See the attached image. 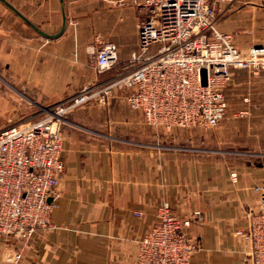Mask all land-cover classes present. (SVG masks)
<instances>
[{
    "label": "crops",
    "instance_id": "1",
    "mask_svg": "<svg viewBox=\"0 0 264 264\" xmlns=\"http://www.w3.org/2000/svg\"><path fill=\"white\" fill-rule=\"evenodd\" d=\"M9 1L43 30L59 31V0L23 5ZM113 1L116 14L107 9L111 0H65L67 26L56 38L39 34L0 1V129L30 116L33 99L45 105L72 94L79 80L71 88L61 72L95 70L89 50L97 30L108 36L97 39L117 47L116 67L127 68L126 61L139 48L137 25L142 14L126 0ZM211 3L218 11V28L233 34L243 51L264 46V0H236L240 5L232 11L231 0ZM103 16V24L98 23ZM251 74L241 69L236 79L242 92L240 109L253 113L255 120L264 117V110L255 113L251 104H264V96L259 98L251 89ZM116 112L115 104L112 111L88 109L69 118L63 128L66 168L52 226L28 242L12 245L0 238V264H134L137 241L156 223L165 200L181 216L191 217L186 230L200 243L191 264H251L250 248L235 232L249 226L251 213L260 205L255 186L264 183V163L233 161L212 149L207 154L179 148L162 151L118 138L117 131L131 134L134 113ZM112 117L114 127L99 121ZM17 251L22 258L14 261Z\"/></svg>",
    "mask_w": 264,
    "mask_h": 264
},
{
    "label": "built area",
    "instance_id": "2",
    "mask_svg": "<svg viewBox=\"0 0 264 264\" xmlns=\"http://www.w3.org/2000/svg\"><path fill=\"white\" fill-rule=\"evenodd\" d=\"M132 2L141 6L139 49L132 52L127 70L112 78V88L129 89L128 104L150 125L214 127L225 116V88L233 80V70L259 74L264 70V46L243 51L236 45L230 32L217 28V10L211 0ZM98 42L90 47V63L98 71L109 70L119 61L118 50L112 43ZM89 91L85 87L61 103L42 107L37 120L28 116L26 121L0 129V235L28 241L37 231L52 226L66 168L64 115L71 105L104 90ZM248 113L239 111L241 116ZM232 176L237 179L236 172ZM255 190L260 205L251 213L249 226L235 235L250 248L251 264H264V183ZM157 217L137 241L134 264H191L200 249L197 238L186 230L191 217L176 213L168 201L161 204ZM21 258L17 251L14 261Z\"/></svg>",
    "mask_w": 264,
    "mask_h": 264
},
{
    "label": "rangeland",
    "instance_id": "3",
    "mask_svg": "<svg viewBox=\"0 0 264 264\" xmlns=\"http://www.w3.org/2000/svg\"><path fill=\"white\" fill-rule=\"evenodd\" d=\"M14 1H16V3H21V5H23L22 3L33 1V0H14ZM127 1L130 2V4L133 5L138 10L139 14L141 13L140 3H134L132 2V0H126V2ZM231 2L232 4L233 2L235 3V5L232 6L231 11L235 10L236 8H238V5H240V3L238 4L236 3V0H231ZM108 4H109L107 8L108 11L110 13L116 14L115 9L117 7V2L111 0V2H109ZM26 7L27 9L30 8V6L29 7L26 6ZM217 18H218V11H217ZM104 19H105V16H103L99 20L98 23L103 24ZM217 25L218 24L216 22V26ZM97 26L100 27L101 25L98 24ZM94 35H95L94 45L99 43L97 39L98 36L99 38H102V39H108V36L105 34L103 29L97 30L94 33ZM89 55H90V52H89ZM129 58L126 61L128 64L127 68L129 67ZM116 66L117 64L113 68L109 70H105V71H98L96 68L92 66L96 71L95 70L91 71L90 68L87 67L86 71H79V70L72 69L69 72H61V75H63L64 77L62 79L68 80V82L70 80L71 88H74V86L77 83L76 80L77 81L79 80V85H77V88L73 89L72 94H69V96L61 100L55 101V102L47 103L45 105L38 104L34 102V99H33V105H31V107H33V112L30 113L31 115L29 117H31V119L33 120L39 119L40 117H42V114H40V110L42 109V107H48L55 103H61L65 99L79 93L85 87H87V89L90 90L89 91L90 94L97 93L101 89H103L104 91L97 93L94 97H91L86 102L82 104L71 105L64 115L66 120L62 123V129L64 128L65 125L68 124L69 118L73 116L74 114L85 113L88 111V109H93V110H97L101 112H104L106 110L112 111L114 105L116 104V111H117L116 113L121 114V112L125 113L126 111H131L134 113V119L132 121L133 122L132 130L130 132L131 134L129 133L126 134L125 131L124 132L117 131L116 134L113 133L118 138H128L134 143H139L141 145H144L145 147L149 146L148 148L154 147V146L160 147L162 151H167L172 148H179L181 152H187V153L195 152L197 154H207L206 150L212 149L215 151V153H218L220 156L227 155L226 157H228L229 159L233 161L239 160V159H242L248 162L253 161V160H257V161L261 160V162L264 163V117L253 120L252 119V116L254 115L253 113L251 115L248 114L249 117L247 115L244 117L239 114V111L241 110L240 106H242L243 103L241 101L242 100V95H241L242 92H240L241 88L239 87V84L237 83L236 76H237L238 70H241L243 68H237L233 70V73H234L233 80L225 88V97L227 100V110H226L225 116L218 124L208 129H203L199 127L167 129L165 127H157V126H153V125L146 123L142 113L139 112L138 110L133 109L128 104L127 94L129 92V89L112 88L111 86L112 78L116 76L118 73L124 72L127 70V68L124 70L123 69L121 70L120 66L118 67ZM263 73H260L259 75L251 74V76L248 77L250 81L253 82L251 89L258 91L259 98H261V96H264V74ZM67 75H69V78L67 77ZM229 90H230V95L227 96V94L229 93L228 92ZM248 96L250 98V104H251L252 99L249 94ZM262 105L264 104H256V105L251 104V107L253 111L256 110L254 111L255 113L256 112L261 113L262 110L260 109L264 110V106ZM65 107H68L67 104H65ZM113 117L106 118V120L104 118L103 120H99V121H104L105 123L109 124L110 126L113 125L114 127L116 122L114 121L115 118ZM250 117L251 119L247 120V118H250ZM26 120H27L26 118H22V119L17 120V123H20ZM84 121H86V119H84ZM247 121H249V124H245ZM123 126L125 129V125ZM223 149L225 150L230 149L231 151L227 153ZM256 155L259 157L256 158ZM135 214L141 215L139 214V212H136ZM0 238L5 239L8 244L10 243L12 245L29 241V240L28 241L17 240L9 235H0Z\"/></svg>",
    "mask_w": 264,
    "mask_h": 264
},
{
    "label": "water",
    "instance_id": "4",
    "mask_svg": "<svg viewBox=\"0 0 264 264\" xmlns=\"http://www.w3.org/2000/svg\"><path fill=\"white\" fill-rule=\"evenodd\" d=\"M5 6H7L10 10H12L15 14H17L25 23L30 25L35 31H37L39 34L48 37V38H56L60 36L66 26H67V13L65 9V0H59L61 5V12H62V25L58 32L56 33H49L42 28H40L38 25H36L33 21H31L23 12H21L11 1L9 0H0ZM51 200V198H50Z\"/></svg>",
    "mask_w": 264,
    "mask_h": 264
}]
</instances>
